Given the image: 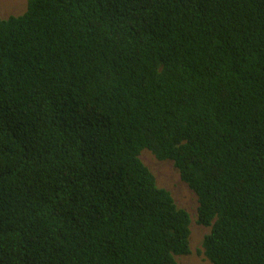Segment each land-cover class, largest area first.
I'll return each instance as SVG.
<instances>
[{"label":"trees","instance_id":"trees-1","mask_svg":"<svg viewBox=\"0 0 264 264\" xmlns=\"http://www.w3.org/2000/svg\"><path fill=\"white\" fill-rule=\"evenodd\" d=\"M0 16V264H264V0H28Z\"/></svg>","mask_w":264,"mask_h":264},{"label":"rangeland","instance_id":"rangeland-1","mask_svg":"<svg viewBox=\"0 0 264 264\" xmlns=\"http://www.w3.org/2000/svg\"><path fill=\"white\" fill-rule=\"evenodd\" d=\"M28 0H0V16L17 14L23 12ZM141 160L155 176L158 187L167 190L176 206L188 212L191 217V236L189 255L176 258L178 264H208L205 258L200 255L199 247L202 241L204 230L195 223V211L197 207L196 197L185 185L173 164L169 161H156L149 152L141 153Z\"/></svg>","mask_w":264,"mask_h":264},{"label":"clouds","instance_id":"clouds-1","mask_svg":"<svg viewBox=\"0 0 264 264\" xmlns=\"http://www.w3.org/2000/svg\"><path fill=\"white\" fill-rule=\"evenodd\" d=\"M4 17H6V16H4ZM167 191V190H166Z\"/></svg>","mask_w":264,"mask_h":264}]
</instances>
